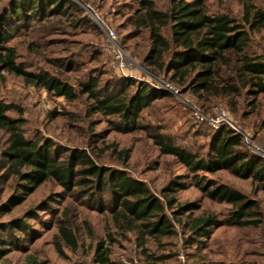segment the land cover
Instances as JSON below:
<instances>
[{
  "label": "trees",
  "instance_id": "trees-1",
  "mask_svg": "<svg viewBox=\"0 0 264 264\" xmlns=\"http://www.w3.org/2000/svg\"><path fill=\"white\" fill-rule=\"evenodd\" d=\"M216 1L219 6L213 8L211 0H164L163 3L134 0V7L128 4L133 12L127 15L124 25L130 27L127 38H140L132 47V56L184 93L197 96L202 108L224 106L239 119L250 120L258 135L264 132V1L232 0L239 6L237 11L227 4L228 0ZM0 2V76H4V72L21 76L25 84L45 88L69 102L87 96L88 115L107 116L120 130H152L151 136L160 151L176 156L193 172L227 169L240 177L251 178L254 184L253 195H248L210 178L199 179L197 184L208 196L223 199L230 207L222 219L211 211L194 215L190 212L197 206L178 202L174 194L181 186L178 179H171L161 195H157L127 171L100 163L93 155L95 151L58 150L45 138L27 135V121L20 107L0 99V158L3 162L0 170L12 180L10 194L0 202V212L10 213L47 181H55L70 192L79 190L83 196H90L93 203L99 200L100 193H109L112 204L108 209L116 234L138 247L141 264H168V259L178 252V242L174 240L180 241V234L187 246L195 245L220 222L238 227L263 226L264 229V203L257 198L264 192V157L246 146L241 132L229 124L224 125L219 131L209 133L211 140L203 154L193 152L145 118V110L155 101L171 96L152 83L125 75L105 80L99 70H94L73 84L50 69L35 63L25 64L20 60L18 48L9 42L32 22H51L62 16L71 17L67 24L77 27L97 26L73 0ZM125 38L126 35L122 36L123 40ZM11 110H18L20 114L12 115ZM102 138L104 136L95 133L96 143ZM97 148L102 154L111 150L124 165L131 159V150L127 147L109 144L107 149ZM35 214L31 209L0 220V264H12L7 256L16 246L15 240L21 238L16 230L28 236L32 228L26 220ZM59 231L65 247L78 248V237L71 226L62 221ZM114 243L115 237L110 231L107 237L94 240L90 244L92 262L117 264L113 257ZM63 244L57 243L60 254H64ZM168 245H177V249L168 251ZM27 264L46 262L29 255ZM191 264L203 263L197 259Z\"/></svg>",
  "mask_w": 264,
  "mask_h": 264
},
{
  "label": "rangeland",
  "instance_id": "rangeland-1",
  "mask_svg": "<svg viewBox=\"0 0 264 264\" xmlns=\"http://www.w3.org/2000/svg\"><path fill=\"white\" fill-rule=\"evenodd\" d=\"M73 1L86 10L97 28L67 24L72 18L62 16H57L51 22H32L9 42L18 48L21 61L27 65L35 63L38 67L50 69L73 84L94 70H99L98 73L105 80H115L116 76L125 75L139 81H148L171 93V96L155 101L145 110V118L183 148L203 154L211 140L209 133L219 131L229 124L244 135V143L248 148L264 157V132L257 135L250 120L239 119L224 106L209 105V110L202 108L197 96L191 92L184 93L179 88L178 92H174L172 84L168 82L170 86L166 85L164 78L152 73L132 56V47L140 38H127L130 27L124 25L127 15L133 12L128 4L132 3L134 7V0ZM211 2L213 8L219 6L218 1ZM227 4L235 11L239 8L232 0H228ZM108 30L114 31L118 45L126 53L122 58L124 70L119 67L120 58L115 55L117 48L111 43ZM125 35L123 40L122 36ZM31 44H34L32 48ZM3 75L0 76V99L20 107L27 121V135L45 138L58 150L80 148L90 153L95 151L93 155L98 157L100 163L127 171L134 178L145 182L157 195H161L167 183L176 178L181 186L174 194L178 202H191L197 206L190 212L194 215L211 211L222 219L230 207L227 201L212 198L199 187L197 181H203V177L253 195L254 184L251 178L240 177L227 169L193 172L176 156L163 154L151 136L152 130H120L112 125L107 116L100 113L88 115L87 96L69 102L64 96H58L45 88L25 84L21 76L6 72ZM9 113L18 115L20 111L11 110ZM95 133L104 138L96 143ZM109 144L131 150V159L126 165L116 160L111 150L102 154L97 148L107 149ZM2 163L0 158V167ZM11 181V177L1 169L0 202L10 194ZM98 196L99 200L93 203L90 196H83L79 190L70 192L55 181H47L21 204L14 206L10 213L0 212V220L22 215L31 209L36 212L33 218L26 220L32 228L28 236L16 230L21 238L15 240L16 246L7 256L9 261L12 264H27L29 255H32L46 264H94L90 257V244L96 239L107 237L110 231L115 237L113 257L117 264H141L138 247L116 234L108 209L112 204L110 194L100 193ZM257 198L264 203V192H260ZM103 199L105 203H102ZM62 221L64 225L71 226L73 234L78 237L77 249L64 246L59 231ZM177 228L180 230L178 225ZM179 236L180 241L174 240V243L178 242V252L168 259V264H191L197 259H201L203 264H264L263 226L238 227L220 222L211 228L206 237L200 238V243L191 246L182 241L181 234ZM58 242L63 244L64 254L58 251ZM177 245H168L166 249L175 251ZM194 252L198 254L194 255Z\"/></svg>",
  "mask_w": 264,
  "mask_h": 264
},
{
  "label": "built area",
  "instance_id": "built-area-1",
  "mask_svg": "<svg viewBox=\"0 0 264 264\" xmlns=\"http://www.w3.org/2000/svg\"><path fill=\"white\" fill-rule=\"evenodd\" d=\"M107 35H108V37H109V39H110V41H111V43H113L114 45H115V47L117 48V50L115 49V55L118 57V58H120V60H119V67H121V69H123L124 70V68H125V65H124V62H123V60H122V58H124L125 56H126V53L124 52V50L118 45V43H117V41H116V35H115V33H114V31H112V30H108L107 31ZM166 85H169L170 86V84L167 82L166 83ZM171 88V87H170ZM172 89V88H171ZM174 90V92H178L179 90H178V88L177 87H175L174 86V88H173ZM224 117V116H223ZM225 119V118H224ZM236 130H238V129H236ZM239 131V130H238Z\"/></svg>",
  "mask_w": 264,
  "mask_h": 264
},
{
  "label": "water",
  "instance_id": "water-1",
  "mask_svg": "<svg viewBox=\"0 0 264 264\" xmlns=\"http://www.w3.org/2000/svg\"><path fill=\"white\" fill-rule=\"evenodd\" d=\"M92 12V10H90ZM93 13V12H92Z\"/></svg>",
  "mask_w": 264,
  "mask_h": 264
}]
</instances>
